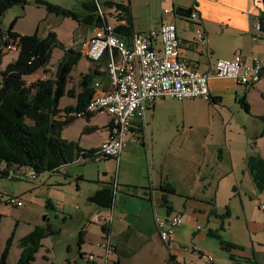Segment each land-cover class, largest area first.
I'll list each match as a JSON object with an SVG mask.
<instances>
[{
    "label": "crops",
    "instance_id": "0c3cea01",
    "mask_svg": "<svg viewBox=\"0 0 264 264\" xmlns=\"http://www.w3.org/2000/svg\"><path fill=\"white\" fill-rule=\"evenodd\" d=\"M169 4L171 9L168 13L164 12L157 26L143 30L133 27V31L158 33L161 24H174L178 37L183 42L180 49L182 57L194 70L211 76L208 83L211 100L227 104V97H233L232 103L236 106L243 98L248 102L250 87H256L264 93V78L255 86H246L234 79L213 77L216 61L232 59L236 54L242 55L247 62H250L253 57H258L264 65V32L259 29L263 0H169ZM191 8L198 14L197 21L175 13L178 9L190 10ZM120 17L115 27L124 24L123 18ZM95 29L94 25L90 37L83 43L77 45L72 42L68 48L82 54L71 72L68 84V90L73 91L75 95L81 93L82 77L88 73H96L93 80L94 90L96 84H100L103 89L109 86L106 69L108 59L92 62L86 57L88 42ZM198 29L205 34L204 43L197 44ZM152 47L157 52L162 51L159 35L152 39ZM219 82L226 84L219 85ZM176 101L179 100L169 97L158 99L149 105L142 119L135 121L133 134L129 137L124 152L117 161L115 160L120 168L117 169V173L113 175L103 173L101 177L99 172L95 178L88 176L86 171L80 172L77 178L80 185L87 180L95 184L88 194V199L106 184L118 185L113 207H98L88 201L91 204L89 208L93 212L85 213L83 220L90 222V217L94 213L96 222L112 217L110 222L104 224L108 228L107 232H104L103 224L101 231L103 236H106L105 240L114 241L115 258L118 257L120 261L124 256L135 257L140 254V257H147V261L154 260L156 264H159L158 258L153 254L156 247L152 246L154 240L162 244L155 218L156 216L167 218L181 215L184 219L183 224L176 230L171 242L165 243L167 256L163 264H264V211L260 209L264 190L260 191L253 179L255 188L245 192L246 198L241 195L237 185L232 188L238 193L240 200L235 205L232 199L231 202H223L222 196L231 187L233 182L231 179L215 184V178L213 181L210 179L206 181L207 173L204 171V174L199 175L204 182L197 186L194 184L195 181L191 183L188 173L181 169H168L158 161L159 136L166 134L171 122L173 123L175 112L169 103ZM76 105V97L66 96L60 101L62 109L76 107ZM242 109L245 111L243 106ZM247 114L250 113L247 112ZM255 117L258 119L261 116ZM87 126L98 127L99 130L89 136L83 135V129ZM110 126H112L110 116L92 114L90 121L82 117L77 119L63 131L62 137L69 141H79L80 147L85 150L97 149L108 138ZM98 133L101 134L99 142L90 144L86 137L90 138ZM133 137H139L140 141L134 140ZM134 162H139L138 169H122L123 166L132 165ZM62 168L57 174L63 173L65 178L71 177L69 169ZM211 177H213L212 174ZM49 185H52L50 180L37 185L33 193L37 196ZM168 185L176 190L177 195L168 194L162 190ZM220 194L221 198H219ZM175 196H178L179 200ZM48 201L51 202L50 199ZM46 219L49 220V217ZM81 230L84 231L82 244L84 245L89 236L88 227ZM222 242L231 246L229 250L223 249ZM71 250L72 247L69 246L67 251ZM20 255L21 249L17 259L14 258L15 262L8 261V263L16 264ZM209 258L213 259L212 263L208 260ZM120 261L117 260L116 264Z\"/></svg>",
    "mask_w": 264,
    "mask_h": 264
},
{
    "label": "rangeland",
    "instance_id": "374dc122",
    "mask_svg": "<svg viewBox=\"0 0 264 264\" xmlns=\"http://www.w3.org/2000/svg\"><path fill=\"white\" fill-rule=\"evenodd\" d=\"M43 1L74 10L81 15L82 3L86 0ZM27 2L24 8L15 6L6 11L2 24L4 30L17 20L15 31L19 34L33 35L38 30V35L44 38L49 32H54L67 49L72 42L78 45L90 37L92 25L52 14L48 12L46 5H37L35 0H27ZM104 2L109 9L107 19L110 25L118 24V13L121 16L125 15L124 9L117 6L122 4L130 9L134 27L141 30L157 26L164 12L168 13L171 9L169 0H102V3ZM112 2L113 4H110ZM64 55L65 50L59 47L53 49L49 65L50 73H55ZM16 58L17 53L7 52L1 69H5ZM43 76V73H40L28 80L34 81ZM225 84V82H219V85ZM249 92L251 93L247 97V103H249L251 115L242 109L239 102L234 106L233 97H227V104L204 98L169 103V106L174 109L175 117L169 131L159 136L158 161L168 169H181L188 173L191 183L195 181L194 184L197 186L204 182L199 178L204 171L207 173L206 181L209 179L213 181L215 178V184L231 179L233 181L231 187L222 195L223 202H231V199L235 205L240 202L238 193L232 190L235 185L238 186L241 195L246 198L245 192L255 188L246 159L250 156L264 158V137H260L262 122L255 117L264 115V96L263 92L256 87H250ZM86 139H89L90 144H96L101 139V134L98 133ZM82 161H75L62 168L69 169L71 177L65 178L63 173H44L35 181L28 178L0 180V214L2 215L0 254L4 253L8 242L11 241L7 262L14 263V258L17 259L21 238L27 236L37 226L46 224H51L53 229L60 230V234L48 235L42 241V248L36 254L32 264H64L67 261L71 264H76L77 261V264H116L117 260L120 261L118 257L115 258L116 253L113 256L114 260L110 259L107 263L105 261L106 251L102 244L107 240H105L106 236H103L101 226L106 222L104 220L96 222L95 213L90 217L91 220L89 219L91 223L83 220L85 213L93 212L89 208L91 204L88 202V194L95 184L87 180L80 185L77 180L80 172L83 171H86L88 176L96 178L99 172L101 177L103 173L113 175L120 168L114 159ZM139 166V162H134L132 165L123 166L122 169H138ZM51 175L54 177H50ZM48 180L52 185L47 186L36 196L33 193L35 187ZM9 196L21 197L24 207L10 205L7 202ZM175 197L178 199V196ZM49 199L54 205L53 208L47 207ZM237 207L239 208V205ZM257 211L260 212L259 209ZM46 217H49V220L45 221ZM86 227L89 232L88 240L79 247L77 234ZM159 239L163 245L154 240L152 246L156 247V251L153 254L158 258L159 264H163L167 249L160 236ZM108 240L109 244L115 247L114 241ZM69 246L72 247L71 251H67ZM190 247L193 248V246ZM81 254L83 259L80 257ZM91 255H94V261L89 260ZM140 263L156 264L154 260L147 261L145 256L140 257V254L135 257L124 256L119 264Z\"/></svg>",
    "mask_w": 264,
    "mask_h": 264
},
{
    "label": "trees",
    "instance_id": "16d2710c",
    "mask_svg": "<svg viewBox=\"0 0 264 264\" xmlns=\"http://www.w3.org/2000/svg\"><path fill=\"white\" fill-rule=\"evenodd\" d=\"M35 2L37 5H46L48 12L52 14L63 18H73L80 23L95 25L96 28L103 27L108 22V19L99 15L98 3L95 0L83 1L81 15L74 10L52 5L43 0H35ZM27 4V0H0V180L22 178L31 180L29 174H35V179H32L35 181L39 175L58 173L62 167L75 161L91 160L96 152V149L81 148L79 141H69L62 137L63 131L80 117L90 121L92 114L85 113V110L95 94L93 80L96 73H88L82 77L80 84L82 91L75 95L73 91L68 90V84L72 70L82 57L81 53L67 49L54 32H49L44 38L38 35V30L33 35L19 34L15 31L17 20L4 30L2 24L6 11L15 6L24 8ZM117 6L124 9L125 15L117 16L123 18L124 24L114 26L115 33L130 45L132 37L140 32L133 31L130 9L122 4ZM179 11L188 12L189 15ZM192 12V8L175 11L177 15L190 20ZM259 26L260 31L264 32V0ZM12 45H16L19 49L15 52L17 58L2 70L4 57L9 52L8 47ZM56 47L65 50V55L58 63L55 73L52 74L49 65L53 49ZM104 59L107 60L108 56L106 55L102 60ZM40 73L44 75L42 78L28 80ZM66 96L76 97V107L60 108V101ZM240 104L246 112L250 113V106L244 98L240 100ZM258 119L262 122L260 137H264V116ZM98 130V127L87 126L82 134L89 135ZM246 163L257 188L260 191L264 190V158L250 156L246 159ZM116 190L118 185L106 184L88 201L98 207L112 208ZM162 190L168 194L177 195L176 190L170 185ZM165 202L167 203V200ZM166 203L165 206H167ZM47 207L53 208L50 201L47 202ZM46 218L45 221H47ZM1 220L0 214V224ZM107 229L104 225V232H107ZM59 234L60 230L53 229L51 224L37 226L31 233L20 239L21 256L17 264H32L36 254L42 248V241L48 235ZM83 239L84 231L81 230L78 234L79 247L82 246ZM10 245L11 241L8 242L4 253L0 254V264H9L7 258ZM222 246L224 250H229L231 247L223 242ZM64 264L71 263L67 261Z\"/></svg>",
    "mask_w": 264,
    "mask_h": 264
},
{
    "label": "built area",
    "instance_id": "2783aa9c",
    "mask_svg": "<svg viewBox=\"0 0 264 264\" xmlns=\"http://www.w3.org/2000/svg\"><path fill=\"white\" fill-rule=\"evenodd\" d=\"M95 1L98 3L99 15L107 19L109 9L102 0ZM120 15L118 13L117 16ZM191 20H198L196 12L191 13ZM156 35L161 38V52L152 47V39ZM196 41L197 44L205 42V34L201 29L196 32ZM182 46L183 42L172 23L161 24L158 33L151 31L136 34L132 37L130 45L115 33V27L108 22L105 26L95 29L88 42L86 57L92 62H99L108 56L106 69L109 86L103 89L100 84H96V92L85 113L106 114L110 116L112 126L108 138L96 149L91 160L117 161L133 134L135 121L142 119L149 105L156 100L167 97L179 101L210 99V74L191 68L180 53ZM8 51L18 52L19 49L12 45L8 47ZM213 77L234 79L242 85L255 86L264 78V65L258 57H253L247 62L242 55L236 54L232 59H218ZM133 138L140 141L139 137ZM29 177L35 179L36 175L29 174ZM8 203L18 208L24 207L23 200L18 197H9ZM260 209L264 211V200L260 203ZM111 219L112 217H107L103 220L107 223ZM155 221L161 240L167 244L171 242L184 219L181 215L167 218L156 216ZM106 240L102 247L106 251L107 263L115 255V250L109 240ZM89 260L94 261V255H91ZM208 260L213 262L212 258Z\"/></svg>",
    "mask_w": 264,
    "mask_h": 264
},
{
    "label": "water",
    "instance_id": "95a60500",
    "mask_svg": "<svg viewBox=\"0 0 264 264\" xmlns=\"http://www.w3.org/2000/svg\"><path fill=\"white\" fill-rule=\"evenodd\" d=\"M179 13H185V14L189 15L188 12H184V11H179Z\"/></svg>",
    "mask_w": 264,
    "mask_h": 264
}]
</instances>
